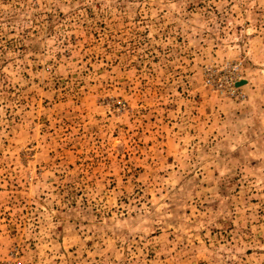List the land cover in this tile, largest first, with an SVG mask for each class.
<instances>
[{
	"label": "rangeland",
	"instance_id": "374dc122",
	"mask_svg": "<svg viewBox=\"0 0 264 264\" xmlns=\"http://www.w3.org/2000/svg\"><path fill=\"white\" fill-rule=\"evenodd\" d=\"M0 264H264V0H0Z\"/></svg>",
	"mask_w": 264,
	"mask_h": 264
}]
</instances>
